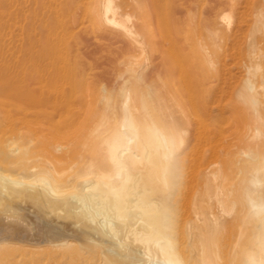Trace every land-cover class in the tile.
I'll list each match as a JSON object with an SVG mask.
<instances>
[{
  "label": "rangeland",
  "instance_id": "1",
  "mask_svg": "<svg viewBox=\"0 0 264 264\" xmlns=\"http://www.w3.org/2000/svg\"><path fill=\"white\" fill-rule=\"evenodd\" d=\"M104 2L0 0V44L17 68L13 83L26 106L13 112L14 129H97L108 112L105 97L118 106L123 89L128 98L144 99L157 120L165 109L187 133L181 188L170 209L181 254L193 262L188 223L204 206L207 216L221 214L220 227L212 225L209 233L217 263L244 264L252 232L241 221L250 163L240 153L250 147L264 153V140L253 145L249 138L256 124L247 95L251 80L264 118V0H113L133 37L101 22L97 11ZM218 186L226 191L225 205L235 203L230 215L215 200Z\"/></svg>",
  "mask_w": 264,
  "mask_h": 264
},
{
  "label": "bare ground",
  "instance_id": "2",
  "mask_svg": "<svg viewBox=\"0 0 264 264\" xmlns=\"http://www.w3.org/2000/svg\"><path fill=\"white\" fill-rule=\"evenodd\" d=\"M97 14L101 22L126 29L133 37L113 0H105ZM3 49L0 44V264H189L181 254L185 249L178 248L177 222L170 212L179 193L186 130L178 129L165 109L157 113L161 120L154 118L145 100L128 98L126 89L118 106L105 97L108 112L101 115L97 129H14L12 114L25 104L13 83L17 68ZM252 82L248 81L247 95L255 114L249 137L254 145L264 140V118ZM33 102L43 104L42 99ZM256 149L240 153L250 163L245 169L246 208L241 221L250 224L252 232L244 264H264V153ZM221 187L213 188L215 200L230 215L235 203L225 205ZM198 207L187 222L194 252L190 263L218 264L209 233L221 222V214L214 215L212 209L207 216L204 206Z\"/></svg>",
  "mask_w": 264,
  "mask_h": 264
}]
</instances>
